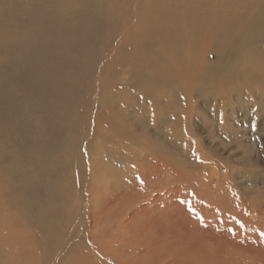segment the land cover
<instances>
[{
  "label": "bare ground",
  "instance_id": "1",
  "mask_svg": "<svg viewBox=\"0 0 264 264\" xmlns=\"http://www.w3.org/2000/svg\"><path fill=\"white\" fill-rule=\"evenodd\" d=\"M122 68L131 97L113 86ZM261 81L264 0H0V264H73V154L90 136L152 151L133 135L143 111L174 127L193 97L239 100Z\"/></svg>",
  "mask_w": 264,
  "mask_h": 264
},
{
  "label": "rangeland",
  "instance_id": "2",
  "mask_svg": "<svg viewBox=\"0 0 264 264\" xmlns=\"http://www.w3.org/2000/svg\"><path fill=\"white\" fill-rule=\"evenodd\" d=\"M236 58L231 51L226 60ZM208 60L216 69L214 57ZM239 62L240 72L253 78L254 71L243 73L250 68ZM129 85L122 68L113 86L131 97L135 89ZM220 92L185 102L178 129L163 112L152 126L143 111L144 122L133 135L150 143V152L139 144L111 146L109 138L93 134L73 154L84 168L73 163V193L81 202L73 197V212L80 208L73 217L79 220L73 231L66 230L73 234L66 240L73 254H65L73 264H264V88L255 84L239 100L214 101ZM6 249L21 251L11 242ZM26 262L23 256L7 263Z\"/></svg>",
  "mask_w": 264,
  "mask_h": 264
}]
</instances>
